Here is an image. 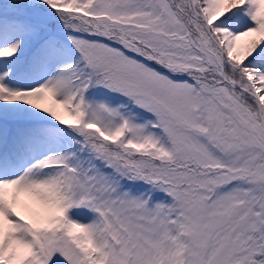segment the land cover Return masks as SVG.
<instances>
[{"label":"snow or ice","instance_id":"obj_1","mask_svg":"<svg viewBox=\"0 0 264 264\" xmlns=\"http://www.w3.org/2000/svg\"><path fill=\"white\" fill-rule=\"evenodd\" d=\"M0 264H264V0H0Z\"/></svg>","mask_w":264,"mask_h":264}]
</instances>
